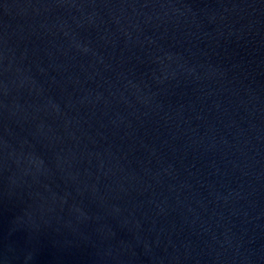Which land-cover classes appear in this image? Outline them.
<instances>
[{
	"label": "water",
	"instance_id": "obj_1",
	"mask_svg": "<svg viewBox=\"0 0 264 264\" xmlns=\"http://www.w3.org/2000/svg\"><path fill=\"white\" fill-rule=\"evenodd\" d=\"M0 264H264V0H0Z\"/></svg>",
	"mask_w": 264,
	"mask_h": 264
}]
</instances>
